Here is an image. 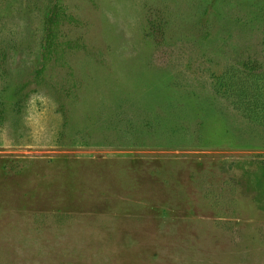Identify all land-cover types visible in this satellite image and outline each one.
<instances>
[{
	"label": "rangeland",
	"instance_id": "rangeland-1",
	"mask_svg": "<svg viewBox=\"0 0 264 264\" xmlns=\"http://www.w3.org/2000/svg\"><path fill=\"white\" fill-rule=\"evenodd\" d=\"M263 51L264 0H0V264H264Z\"/></svg>",
	"mask_w": 264,
	"mask_h": 264
},
{
	"label": "trees",
	"instance_id": "trees-1",
	"mask_svg": "<svg viewBox=\"0 0 264 264\" xmlns=\"http://www.w3.org/2000/svg\"><path fill=\"white\" fill-rule=\"evenodd\" d=\"M61 10L62 7L55 5L46 16L43 38L44 60L53 49L57 51L61 48L56 43L57 31L61 23ZM40 71L41 68L36 72L38 78L41 75ZM220 82L224 94L245 117L251 121L264 122V61L247 59L228 66L220 76Z\"/></svg>",
	"mask_w": 264,
	"mask_h": 264
}]
</instances>
